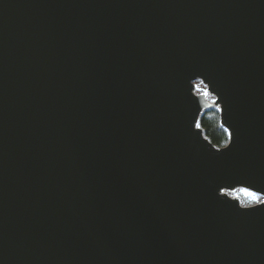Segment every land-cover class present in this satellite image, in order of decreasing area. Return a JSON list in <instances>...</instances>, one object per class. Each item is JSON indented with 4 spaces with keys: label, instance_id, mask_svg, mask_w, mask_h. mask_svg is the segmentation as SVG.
Masks as SVG:
<instances>
[{
    "label": "water",
    "instance_id": "1",
    "mask_svg": "<svg viewBox=\"0 0 264 264\" xmlns=\"http://www.w3.org/2000/svg\"><path fill=\"white\" fill-rule=\"evenodd\" d=\"M243 188L264 0H0V264H264Z\"/></svg>",
    "mask_w": 264,
    "mask_h": 264
},
{
    "label": "trees",
    "instance_id": "2",
    "mask_svg": "<svg viewBox=\"0 0 264 264\" xmlns=\"http://www.w3.org/2000/svg\"><path fill=\"white\" fill-rule=\"evenodd\" d=\"M198 126L216 148H223L228 144V134L222 129L218 110L205 111L199 120Z\"/></svg>",
    "mask_w": 264,
    "mask_h": 264
},
{
    "label": "snow or ice",
    "instance_id": "3",
    "mask_svg": "<svg viewBox=\"0 0 264 264\" xmlns=\"http://www.w3.org/2000/svg\"><path fill=\"white\" fill-rule=\"evenodd\" d=\"M203 95L207 96L208 95V91L205 90L203 92ZM241 191L245 192L247 194V196L250 197L249 201L241 202L242 206L245 203L253 204V205H264V196H262L260 193L254 192V191H250L248 188H243V189H241Z\"/></svg>",
    "mask_w": 264,
    "mask_h": 264
},
{
    "label": "rangeland",
    "instance_id": "4",
    "mask_svg": "<svg viewBox=\"0 0 264 264\" xmlns=\"http://www.w3.org/2000/svg\"><path fill=\"white\" fill-rule=\"evenodd\" d=\"M229 196L233 199H238L240 201V204L242 206L241 202H247L250 200V197L247 196V194L241 190H237L234 193H230ZM254 206L253 204L245 203L243 207H251Z\"/></svg>",
    "mask_w": 264,
    "mask_h": 264
}]
</instances>
